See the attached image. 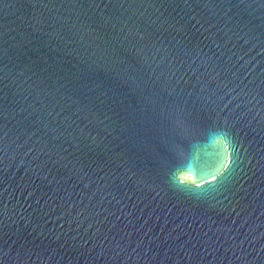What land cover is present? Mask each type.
I'll return each mask as SVG.
<instances>
[{"label":"snow or ice","instance_id":"6c2138e0","mask_svg":"<svg viewBox=\"0 0 264 264\" xmlns=\"http://www.w3.org/2000/svg\"><path fill=\"white\" fill-rule=\"evenodd\" d=\"M27 5L35 13L32 25L46 24L66 42L44 52L46 45L33 34L36 42L19 51L20 70L35 77L28 95L36 105L19 108L3 62L6 41H0V145L14 121L18 136L37 151L33 176L40 187L52 183L50 176L57 191L87 178L113 199L118 196L121 207L122 201L135 211L140 205L143 216L162 215L165 224L170 214L173 221L182 216L151 245L163 254L145 256L149 264H176L170 252L180 264H223L229 258L216 255L220 245L207 232L197 228L193 234L191 225L181 226L228 219L233 212L240 216L256 200L257 186L264 214V0H27ZM206 144L219 146L210 162L199 156ZM186 232L188 239L177 247ZM253 239L258 249L234 256L241 264H264V230ZM17 240L24 247L35 238ZM110 244L95 259L122 264L121 253L131 244ZM230 248L234 244L224 252Z\"/></svg>","mask_w":264,"mask_h":264},{"label":"water","instance_id":"95a60500","mask_svg":"<svg viewBox=\"0 0 264 264\" xmlns=\"http://www.w3.org/2000/svg\"><path fill=\"white\" fill-rule=\"evenodd\" d=\"M34 14V10L27 5V0H3L0 3V41H6L4 47L8 49L3 62L12 73L10 90L19 108L33 104L34 97L28 93L35 82L31 72L20 70L22 58L18 59L19 51L29 46L28 41L36 42L33 34L39 36L46 45L42 47L44 52L62 48L66 42V38L62 40L52 34V29L46 24L32 25L30 17ZM6 131L8 137L0 145V249L3 250L0 253V264H114L106 256L100 261L95 259L96 252L109 241L110 247L116 243L131 244L126 253H121L122 264H149L144 261L145 256H151L157 251L163 254L162 248L158 250L151 245L158 244L160 238L174 228V223L183 219L182 216L173 221L170 214L167 217L168 224L164 223L166 218L162 215L159 219L156 216H143L138 211L140 205L136 206L135 211L131 202L126 204L122 201L125 206L121 207L117 203L120 199L118 196L113 199L111 194L98 190L96 184H89L87 178L75 188L65 186V189L57 191L56 180L50 176L52 183L43 182L44 187H40L42 181L33 176V165L38 164L39 159L32 141L26 142L23 135L18 136L14 121L9 122ZM30 147L33 148L32 152L28 151ZM218 150V145H203L199 153L200 159L210 162ZM178 179L182 180L184 176L180 175ZM86 184L88 187L84 186ZM253 195L256 200L252 207L240 216L233 212L228 219L213 217L212 220H205L204 224L199 220L195 223L188 220L181 227L191 225L188 231L193 234L197 228L201 232H207L208 237L220 245L216 255L222 254L229 258L223 264H241L234 256H239L242 250L258 249L259 240H254L253 237H258L264 230L258 186L253 189ZM218 226L223 229L222 232L218 230ZM162 228L164 232L161 231ZM180 230L175 231L178 233ZM93 235L96 236L95 240L91 239ZM175 235L173 232V236ZM18 236H24L29 241L35 238V241L31 246L22 247V242L17 240ZM105 236L107 240H104ZM186 239L187 232L176 242V246ZM204 239L206 237L201 236V240ZM65 240L68 241L67 244L64 243ZM85 240L88 241L87 244L84 243ZM101 240H104L103 244ZM242 240L244 243L240 244ZM138 242H142L141 247H136ZM93 243L96 247L89 252ZM61 244H64V248H60ZM233 244L235 250L230 248L228 252H224L225 247ZM185 247L189 248L190 245ZM211 247L215 249L216 245ZM132 248H136L135 252ZM145 248H150L151 251H145ZM199 248L208 252L203 244ZM177 250L181 256H185L184 251ZM126 254L129 259L124 256ZM138 254L140 260L136 259ZM169 254L174 256L176 264H180L175 252ZM255 254L253 251L252 255ZM206 259H212L211 252Z\"/></svg>","mask_w":264,"mask_h":264}]
</instances>
